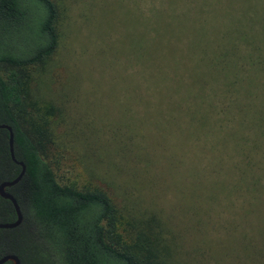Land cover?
Masks as SVG:
<instances>
[{"label": "trees", "instance_id": "trees-1", "mask_svg": "<svg viewBox=\"0 0 264 264\" xmlns=\"http://www.w3.org/2000/svg\"><path fill=\"white\" fill-rule=\"evenodd\" d=\"M120 1L103 0L101 7L115 17ZM134 5L136 12L129 8L123 16L133 31L112 56L126 54L127 64L135 67L122 75L121 85L132 81L140 98L151 102L146 109L153 106L155 112L144 117L142 109L144 137L121 140L130 145L127 156L105 153L146 182L144 174L155 169V174L165 169L200 174L187 181L197 198L186 195L185 203L173 194L166 205L173 217L183 214L192 226L198 215L195 232L201 239L191 253L177 251L181 236L166 230L171 225L163 224L159 210L137 208L140 218L131 222L122 214L119 219L112 195L58 181L49 156L66 151L57 144L63 105L46 97L31 102L32 84L23 73L47 68L57 55L60 9L56 0H0V124L12 129L15 158L25 166L21 181L7 189L23 221L0 229V256L15 255L19 264H204L211 258L220 264H264V0H135ZM46 71L50 74H38L33 83L40 80L48 89L52 73ZM90 148L98 156V148ZM20 171L11 159L9 132L0 129V184ZM118 176L108 174L113 180ZM151 181L147 184L157 194L168 189ZM226 182H233L234 196L222 189ZM198 203L200 210L189 208H199ZM217 209L230 215L217 214L214 223L208 213ZM15 220L12 203L0 195V223ZM205 220L224 235L215 236L218 254L205 239ZM229 221L235 228L216 226ZM234 240L245 242L243 249L230 248Z\"/></svg>", "mask_w": 264, "mask_h": 264}, {"label": "rangeland", "instance_id": "rangeland-1", "mask_svg": "<svg viewBox=\"0 0 264 264\" xmlns=\"http://www.w3.org/2000/svg\"><path fill=\"white\" fill-rule=\"evenodd\" d=\"M56 2L60 9L57 24L59 33L58 53L53 56L47 68L42 70L43 66L41 65L30 68L23 73V76L24 80L32 84L29 92L31 102L42 101L46 97L57 100L58 105H63L60 110L64 113L62 116L63 124L61 125L64 131L59 129L58 138L60 137V142L57 140V144L63 143L64 147L60 144V148L66 151L57 150L49 156L50 161L54 164L58 181L77 190H96L112 195L119 219L122 214L131 222L135 218H140L135 215L137 208L140 210L145 208L150 213L159 210L163 216V224L167 222L171 225L166 230L181 236V240L177 241V251L180 249L182 253H191L192 248L201 239L195 232L200 217L197 215L191 219L193 228L183 214H173V217L166 204L169 199L172 200L173 194L177 197L181 196L179 197L181 200H185L186 195L197 198L195 192L189 191L187 181L192 177L199 180L200 174H167L166 169L164 174H155L156 169L152 170V174H144L147 182L153 177L151 182L156 184L158 188H161L162 185L163 188H168L157 194V191L153 188L150 189L147 182L140 176L131 177L129 174L133 173L127 171L125 164L116 162L119 160H115L113 156L111 158L105 153L106 151L109 153L115 151L121 153L122 157L127 156L130 153V145L121 144V140L123 138L144 137L146 127L139 124L142 109L145 108L146 111L144 117L151 116L153 118L151 114L155 112L153 106L146 109L151 102L140 98V95L134 91L132 81H127L121 85L122 75L133 73L135 67L127 64L126 54H118L116 58L112 56L114 51L120 47L121 42H124L125 35L133 31L132 28L125 26L123 22L126 19L123 16L124 10L129 8L134 13L136 12L135 0L120 1L115 17L104 12L101 7L103 0H56ZM132 62L135 64L134 61ZM128 66L130 69L126 70ZM46 70H50L52 73L51 82L48 83L52 87L51 91L50 87L47 89L43 83L40 84V80L33 83L38 74L41 73V76L44 72H47L46 76L50 74ZM124 88H128V90H124ZM150 129L154 130L153 127ZM68 131L71 132V135L64 138V132ZM90 146L98 148L100 151L98 156L97 153L92 155L93 149ZM147 154L145 153L144 156L146 157L144 158L150 157ZM108 174H119V176L113 180L108 177ZM111 180L117 184L118 181H123V185L116 187ZM232 183L226 182L223 187L221 186L225 193L230 194L228 196H234ZM127 192H133V195H127ZM147 192L155 194V199L150 200ZM211 194H209L210 198L215 200L217 194L215 192H211ZM199 196L200 191L198 192ZM135 197L141 198L137 204L130 201ZM184 202L186 203V200ZM204 204L209 208L214 207L211 203L206 204V201ZM182 206L179 205L181 209ZM198 206L199 208L194 206L189 208L200 210V203ZM168 214L171 215L169 220ZM208 214L211 215L215 223L217 214L228 217L230 212L217 209ZM202 217L204 218V215ZM222 221L221 219L219 222ZM118 226L119 220L116 222V227ZM216 226L219 230L224 227L235 228L233 221L226 224L220 223ZM212 228L205 220L203 223V229L206 230L205 239L209 237V245L216 247L215 251L218 254L220 249L215 236L220 238L224 235L217 233ZM167 238H170V235H167ZM246 240L248 241L249 238ZM249 242L251 243V240ZM244 243L242 240H234V243L229 247L234 250L243 249ZM231 255H235L234 251ZM220 263L219 259L217 261L211 258L208 263L204 264Z\"/></svg>", "mask_w": 264, "mask_h": 264}, {"label": "water", "instance_id": "water-1", "mask_svg": "<svg viewBox=\"0 0 264 264\" xmlns=\"http://www.w3.org/2000/svg\"><path fill=\"white\" fill-rule=\"evenodd\" d=\"M0 129H6L9 132V147H10L11 159L14 163L21 166V171L15 179H13L9 182H3L0 184V195L12 203L14 210L16 212V220L12 223H0V229H14V228H17L18 226H20V224L22 223L23 215H22V212L20 210V207H19L16 199L7 191V189L16 185L18 182L21 181V179L23 178V176L25 174V166L22 162L17 161V159L15 158L14 149H13V132H12V129L9 126L4 125V124H0ZM7 261H11L13 264H19L20 263L17 256L7 255L0 260V264H3Z\"/></svg>", "mask_w": 264, "mask_h": 264}, {"label": "flooded vegetation", "instance_id": "flooded-vegetation-1", "mask_svg": "<svg viewBox=\"0 0 264 264\" xmlns=\"http://www.w3.org/2000/svg\"><path fill=\"white\" fill-rule=\"evenodd\" d=\"M7 256V255H6ZM3 257H5V256H0V260L3 258ZM3 264H13L11 261H7V262H5V263H3Z\"/></svg>", "mask_w": 264, "mask_h": 264}]
</instances>
